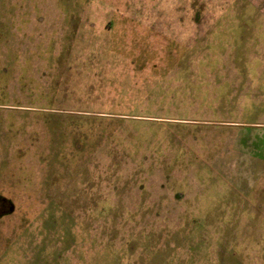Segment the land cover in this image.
I'll return each mask as SVG.
<instances>
[{
	"label": "rangeland",
	"instance_id": "1",
	"mask_svg": "<svg viewBox=\"0 0 264 264\" xmlns=\"http://www.w3.org/2000/svg\"><path fill=\"white\" fill-rule=\"evenodd\" d=\"M262 169L264 0H0V264H264Z\"/></svg>",
	"mask_w": 264,
	"mask_h": 264
},
{
	"label": "crops",
	"instance_id": "2",
	"mask_svg": "<svg viewBox=\"0 0 264 264\" xmlns=\"http://www.w3.org/2000/svg\"><path fill=\"white\" fill-rule=\"evenodd\" d=\"M255 174H261V176L260 177H258L259 179L262 177V175H264V170L262 169V171H257ZM256 184V183H255ZM254 184V185H255ZM254 185H253V187L251 186V188H250V190H251V192H252V194H254V192H256V188H254ZM256 186V185H255ZM257 187V186H256ZM264 187V186H263ZM262 188V187H261ZM240 189V188H239ZM262 190L264 191V188H262ZM264 213V212H263Z\"/></svg>",
	"mask_w": 264,
	"mask_h": 264
},
{
	"label": "water",
	"instance_id": "3",
	"mask_svg": "<svg viewBox=\"0 0 264 264\" xmlns=\"http://www.w3.org/2000/svg\"><path fill=\"white\" fill-rule=\"evenodd\" d=\"M11 211H12V209H11Z\"/></svg>",
	"mask_w": 264,
	"mask_h": 264
}]
</instances>
